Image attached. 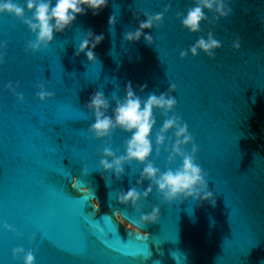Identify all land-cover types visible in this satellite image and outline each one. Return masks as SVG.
I'll return each mask as SVG.
<instances>
[{
    "label": "water",
    "instance_id": "95a60500",
    "mask_svg": "<svg viewBox=\"0 0 264 264\" xmlns=\"http://www.w3.org/2000/svg\"><path fill=\"white\" fill-rule=\"evenodd\" d=\"M168 3L172 11L165 14L164 24L148 33L157 48L143 39L139 43L123 39L138 27L134 13L143 20V12H162ZM190 6L191 0H109L98 16L90 11L79 16L66 32L55 35L48 50L36 54L25 52L26 41L35 39L30 30L14 17L0 16V41L8 43L6 62L0 66V264H22V259L13 258L16 247L32 250L36 264H127L129 253L147 256L148 246L151 255L138 264H264V0H234L228 19L202 26L205 39L212 30L223 44L215 60L204 53L180 59V52L199 38L176 18L177 12ZM206 14L212 19V13ZM113 15L116 24L110 27ZM89 30L105 35L96 48V65L86 55L75 56ZM237 37L241 39L238 52L232 48ZM129 81L144 98L176 85V114L195 138L197 163L208 174L215 207L191 199L168 205L156 192L142 200L141 211L121 205L120 191L137 187L142 194L148 186L147 181L137 184L143 166L135 163L125 166L120 180L114 174L111 183L102 179L98 150L108 142L88 138L94 117L84 106L96 90L110 100L113 94L123 98ZM9 82L20 85L17 91L25 96L24 103L8 92ZM38 83L54 91L55 98L41 103L36 96ZM145 83L147 91L141 93L138 86ZM65 97L82 119L66 120L69 109L60 103ZM155 115L158 130L164 118L159 112ZM126 138L123 132L114 134L112 148L118 155L124 152ZM61 160L63 175L53 171ZM152 160L162 170L167 166L166 153L159 158L153 153ZM181 163L178 160L175 167ZM73 177L79 179L76 189ZM48 182L63 185L80 199H65ZM85 187L91 191L83 193ZM93 198L100 203L97 217L112 214L121 236L126 238L129 232L135 241L112 245L124 255L101 247L78 260L42 247L41 229L53 230L67 244H75L82 211L94 209ZM153 206L161 208L160 221L141 228V212L150 213ZM117 212L133 227L121 223ZM5 223L20 235L5 231ZM34 232L36 240L30 242Z\"/></svg>",
    "mask_w": 264,
    "mask_h": 264
},
{
    "label": "clouds",
    "instance_id": "9594fccd",
    "mask_svg": "<svg viewBox=\"0 0 264 264\" xmlns=\"http://www.w3.org/2000/svg\"><path fill=\"white\" fill-rule=\"evenodd\" d=\"M234 0H191L190 7L186 12H177L176 18L182 27L199 38L188 49L180 52V59L186 60L191 54L198 58L204 53L209 59L215 60L217 51L223 48L222 42L216 38L214 31L209 30L205 36L203 25L215 21L219 24L221 19H228L233 12L231 5ZM109 5V0H0V16L8 15L20 20L35 37L34 40L26 41V54L40 53L48 50L54 43L55 35L66 32L76 23L79 16H85L90 11L93 16H98ZM172 11V4L164 6L162 12H143L146 19H139L136 13L134 17L139 20L135 31L124 34L123 39L129 43H139L141 39L148 45L157 48V42L153 35L148 34L153 29L160 28L165 22V14ZM206 12L213 14L212 19ZM110 27L116 24V16H110L108 20ZM105 35L103 32L95 34L91 30L81 40L76 57L86 55L90 64L96 65L98 57L96 48L103 43ZM234 51L241 50V39L237 37L232 44ZM7 41H0V66L6 62ZM20 85L15 86L9 82L6 85L10 92L20 103L25 102V96L18 92ZM37 99L45 103L55 98V92L49 91L44 83L37 84ZM141 93L147 91V83L139 85ZM120 86L117 85V91ZM176 85L170 84L166 92L157 95L155 92L147 98L138 95L131 81L123 88V98L113 94L111 100L103 93L96 90L85 104V109L91 117H94L88 129V138L97 141H107L102 151L98 150L100 156L99 169H103L102 179L111 183L114 174L116 180L125 175V166L134 163L142 165L140 178L137 184L143 186L148 182L147 188L141 192L137 187L120 191L117 199L121 205L141 211L142 200H148L154 192L168 205L184 200H194L199 204L210 203L216 206L214 192L209 190L208 174L197 163L199 148L195 138L190 133L189 126L183 118L176 114L178 101L175 97ZM114 105V107H113ZM159 112L163 119L162 126L157 130L158 121L155 113ZM111 113V114H109ZM127 134L123 141L124 152L117 154L113 151L112 140L116 132ZM154 133V140H153ZM169 133L172 135L169 136ZM191 151H187L188 146ZM153 153L156 158L167 154V166L162 170L152 160ZM182 163L175 167L177 161ZM83 174L87 176L89 169L85 165ZM79 183L77 177H73L72 187L76 188ZM90 188H84L83 192L89 193ZM96 211L100 210L98 200H93ZM117 219L126 227L132 228L120 212L116 213ZM161 219V208L153 206L150 213L141 212L138 223L141 228L146 225L156 224ZM3 229L20 234L9 224H3ZM138 231L140 229H137ZM34 242V238H33ZM13 258L17 261L22 259V264H36V257L32 250L24 247L13 249Z\"/></svg>",
    "mask_w": 264,
    "mask_h": 264
},
{
    "label": "snow or ice",
    "instance_id": "6c2138e0",
    "mask_svg": "<svg viewBox=\"0 0 264 264\" xmlns=\"http://www.w3.org/2000/svg\"><path fill=\"white\" fill-rule=\"evenodd\" d=\"M60 103L61 105L66 106L69 109V112L66 114L65 117L66 120L82 119L78 115H76L77 109L75 108L70 98L65 97L63 100H60ZM61 162L62 160L59 161L57 165V169L53 171L57 172L60 175H63L65 174L66 170L62 166ZM49 184L57 191L61 192L65 199H69V200L80 199V197H74L61 184H54V183H49ZM83 189H81L82 192ZM93 200H95V198H93ZM85 209L86 207L82 211L81 222L77 225L75 230V235L77 239V242L75 244L72 245L67 244L66 241L62 239L60 236H58L57 233L53 230L41 229L39 231V234L41 237L42 247H45L46 250L48 251L64 253L73 256L79 260V259H84L86 257H90L101 247L108 250L109 252L124 255V253L119 252V249L117 247H113L112 245L135 244V241L129 236L128 234L129 232H127L126 238L121 236L120 225L116 220V218L113 220L112 214H103L98 218L97 217L98 211H96L95 208L87 212L85 211ZM106 221L110 222L112 227H109L106 224ZM33 238L35 241L36 240L35 232L31 235L30 242H33ZM147 253H148L147 256H145L144 252H136L135 255H131V253H129L130 259L129 261H127V264H138L140 258L143 257L146 259L147 257H149L151 255L149 246L147 248Z\"/></svg>",
    "mask_w": 264,
    "mask_h": 264
}]
</instances>
